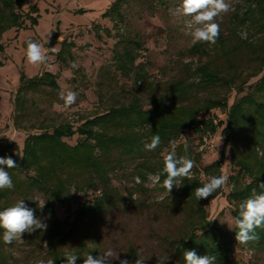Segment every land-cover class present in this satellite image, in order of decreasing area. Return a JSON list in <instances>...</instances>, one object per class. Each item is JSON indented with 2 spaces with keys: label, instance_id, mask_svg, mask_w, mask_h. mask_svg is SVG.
<instances>
[{
  "label": "trees",
  "instance_id": "obj_1",
  "mask_svg": "<svg viewBox=\"0 0 264 264\" xmlns=\"http://www.w3.org/2000/svg\"><path fill=\"white\" fill-rule=\"evenodd\" d=\"M28 1L0 0V66L3 64V33L25 27L26 21L30 27L38 24L39 7ZM129 1L112 0L101 12L100 16L109 20L111 27L96 22L92 25L96 38L105 36L114 40L110 68H102L104 79L98 83L102 89L98 96L102 98L103 91L114 89L119 77H126L132 80L136 90L130 92L125 101L102 111L79 115L76 124L71 121L46 124L44 118L36 124V112L44 111L37 108V99L48 105L59 99L58 74L44 69L28 76L20 70L11 99L12 124L17 130L39 131L28 132L21 146L13 141L0 142V157H11L17 164V168H5L14 187L0 190V210L24 199L39 218H46V230L34 231L35 239L47 246L44 259L54 258L55 264H63V253L69 249L79 255L76 264H83L86 253L94 257L99 255V247L90 239L88 230L133 195L132 189L126 194L118 190L113 184V176L129 168L131 181L138 188H142L150 176H156V188L165 192L157 184V177L162 183L165 178L163 156L170 150V145L175 142L177 154L183 155V143L187 141L188 155L197 164L205 150L198 149L202 138L214 136L220 127L223 145L219 159L202 170L193 168L194 179L183 180L182 186L174 187L170 193L174 199L173 208L183 215L184 234L176 241L165 264H185L184 252L187 250L215 256V264H234L233 249L238 243L236 230L233 228L232 233L223 230L210 221L206 213V205L221 193V188L208 199L199 201L194 192L211 177L221 175L224 159L234 170L228 175L230 189L226 195L227 201L232 203L233 221L239 214V204L252 195L253 189L258 193L264 191L259 187L264 183V157L260 155L264 152V0H245V4L235 6L230 16L233 29L247 30V37L231 33L233 38L230 39L231 35L220 33L218 52L194 44L189 49L190 58H196L197 62L180 63L172 79L157 82L151 79L146 62L141 60L144 43L124 29L125 7ZM24 6L27 7L25 12L22 11ZM59 36L56 26L47 43V51L55 56L60 69L68 68L75 61V43L66 38L58 41ZM56 42L59 48L52 52ZM254 77L257 79L248 84ZM139 89L148 91L149 108L143 106ZM231 90L235 96L227 104ZM216 109L224 113L222 120L210 114ZM185 131L198 136L195 145L191 139L180 141ZM74 135L77 136L74 144L65 140ZM153 135H159L161 143L154 151H145L143 145ZM200 173L205 181L201 180ZM87 195H91L89 200L84 199ZM37 197L41 201L45 199L42 210L36 201L29 200H37ZM56 205L64 207L65 219L56 216ZM255 231L259 238L244 245L259 251L264 248V228ZM2 234L0 229V264H11ZM136 257V251L129 248L131 262Z\"/></svg>",
  "mask_w": 264,
  "mask_h": 264
},
{
  "label": "rangeland",
  "instance_id": "obj_2",
  "mask_svg": "<svg viewBox=\"0 0 264 264\" xmlns=\"http://www.w3.org/2000/svg\"><path fill=\"white\" fill-rule=\"evenodd\" d=\"M112 0H29L35 2L39 7L38 24L30 27L25 22V27L10 29L3 33L1 41L4 45V52L1 54L3 64L0 66V142H16L22 145L23 137L28 132H37L38 129L29 131L17 130L12 124V102L11 99L18 85L20 70L26 75L33 76L39 71L47 69L58 74L60 85L59 99L56 103L48 105L44 100L37 99V108L43 109V113L36 112L35 123L44 118L46 124L51 122L58 124L64 121H71L76 124L79 115H86L95 111H102L110 105L125 101L130 92L136 90L130 78L119 77L114 89L103 91L98 85L102 82L104 75L102 68H110L112 56L113 39L103 36L98 39L94 36L92 25L94 22L101 26L111 27V22L100 16ZM230 10L216 18L220 25V33L229 36L236 33L244 38L249 35L245 29L234 30L229 19L238 4H245V0H227ZM181 0H160L159 3L139 2L131 0L125 7V31L139 38L144 43V51L141 60L145 61L151 79L154 82L172 79L177 74V66L183 62L195 63L196 58H190L191 38L185 34L184 22L190 17H183L179 12ZM83 12H79V9ZM26 6L22 9L25 12ZM56 26L60 31L58 41L66 38L75 43L73 48L74 63L68 68H59L55 56L48 53L47 43L54 34ZM51 33L50 37L47 35ZM220 33L215 44L199 43L211 52L220 50ZM254 36V34H251ZM233 38V34L230 39ZM28 39H33L43 46L47 53V62L44 64L32 65L28 63L25 50ZM59 48L56 42L52 49ZM55 52V51H52ZM257 77L251 78L248 84H252ZM68 90L77 93L76 102L70 107H65L61 96ZM144 107L149 106L150 96L145 89H139ZM235 96L234 90L227 95V104H230ZM217 120L224 118V113L214 110L210 113ZM221 128L213 136V145L206 148L201 156V161L195 164L194 168H202L215 160L216 150L218 155L223 142L220 134ZM10 138V139H9ZM12 139V140H11ZM191 139L195 145L198 141L191 131H185L180 141ZM221 139V141H220ZM74 144L77 136L65 139ZM220 141V143H219ZM219 143V144H218ZM218 144V145H217ZM217 145V148H216ZM227 156V151L225 152ZM234 172L224 159L221 165V175H229ZM130 169L118 171L113 176L114 186L122 193L130 189L133 195L125 202L118 204L110 213L106 214L100 221L88 230L90 239L95 240L100 250L114 247L122 259L129 258V248H133L137 256L142 254L149 256L145 264H157L160 257L172 255L173 247L178 239L184 234L183 215L173 208V197L160 192L156 186V176H150L149 181L138 188L131 181ZM201 180L206 178L200 173ZM230 189L228 180L221 187V193L213 198L206 205L207 218L223 230L232 233L234 225L231 214L232 203L226 199ZM163 197V199H161ZM91 195L84 197L89 200ZM38 201H41L37 197ZM72 199L71 208H75ZM55 214L59 219H65L67 212L60 205L55 206ZM214 218V219H212ZM46 222V218H41ZM212 219V220H211ZM34 232L25 233L22 241H14L6 244V250L11 258V264H34L35 261L46 256V244L35 239ZM234 264H264V248L259 251L250 250L245 245L237 243L233 249ZM166 262V261H165ZM111 264H119L117 260Z\"/></svg>",
  "mask_w": 264,
  "mask_h": 264
},
{
  "label": "clouds",
  "instance_id": "obj_3",
  "mask_svg": "<svg viewBox=\"0 0 264 264\" xmlns=\"http://www.w3.org/2000/svg\"><path fill=\"white\" fill-rule=\"evenodd\" d=\"M230 7L227 0H181L179 5L180 15L190 17V19L184 22V27L186 30L185 34L191 38V43L215 44L220 33V25L216 22V18L228 12ZM50 35L51 33L49 31L47 42ZM52 51H56V49H52ZM25 56L28 63L32 65L47 62V53L43 49V46L33 39L26 41ZM72 67L76 68V63H73ZM76 97V92L68 90L61 96V99L65 107H70L76 102ZM160 143V136L153 135L150 141L144 143L143 147L145 151H154ZM177 148L178 145L173 142L170 145V150L163 156V173L165 174V178L162 183H160L159 177H157V184L165 189L167 196H170L174 187H181L183 180L194 179L192 169L195 167V161L188 155L189 145L187 141L183 143V155L177 154ZM260 155L264 157V152L260 153ZM218 159L219 155L216 150L215 160ZM0 165L5 166L0 167V190L13 188L12 177L5 168H17L16 161L11 157H0ZM227 180V175L211 177L201 187L195 189L194 195L196 200L208 199L217 189L224 186ZM259 187L264 189V183H261ZM29 200L36 201L37 207L41 210L44 208L45 199L43 201L36 199ZM238 212V216L234 219V225L230 227L236 230V241L241 245L247 244L250 241H256L259 237L255 230L257 228H264V191L258 193L253 189L252 195L239 204ZM46 228V222L36 215L35 210L29 207L24 202V199L17 200L11 206L0 210V229L3 230L2 239L5 244L22 241L25 233L30 234L37 229L44 231ZM89 247L90 249H95L92 246ZM100 251L101 254L95 257L89 254V252L86 253L83 264H111L113 260H117L119 264H145V261L150 256L138 254L135 261L130 262L128 259L120 258L117 249L114 247ZM78 256L75 252L65 249L62 256L64 258L63 264H76ZM168 259V255L160 257L157 260V264H165V261ZM184 260L185 264H215L216 257L211 255H198L195 250H187L184 252ZM34 264H55V259L41 258L35 261Z\"/></svg>",
  "mask_w": 264,
  "mask_h": 264
},
{
  "label": "built area",
  "instance_id": "obj_4",
  "mask_svg": "<svg viewBox=\"0 0 264 264\" xmlns=\"http://www.w3.org/2000/svg\"><path fill=\"white\" fill-rule=\"evenodd\" d=\"M212 143H213V136H204L202 138V143L199 145L198 149L199 150L206 149L212 146L213 145Z\"/></svg>",
  "mask_w": 264,
  "mask_h": 264
},
{
  "label": "crops",
  "instance_id": "obj_5",
  "mask_svg": "<svg viewBox=\"0 0 264 264\" xmlns=\"http://www.w3.org/2000/svg\"><path fill=\"white\" fill-rule=\"evenodd\" d=\"M23 141V140H22Z\"/></svg>",
  "mask_w": 264,
  "mask_h": 264
}]
</instances>
